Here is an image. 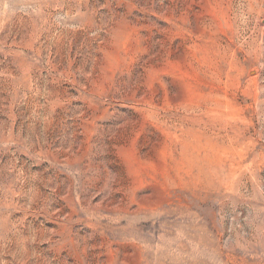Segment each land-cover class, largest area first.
<instances>
[{
	"label": "rangeland",
	"instance_id": "1",
	"mask_svg": "<svg viewBox=\"0 0 264 264\" xmlns=\"http://www.w3.org/2000/svg\"><path fill=\"white\" fill-rule=\"evenodd\" d=\"M0 264H264V0H0Z\"/></svg>",
	"mask_w": 264,
	"mask_h": 264
}]
</instances>
